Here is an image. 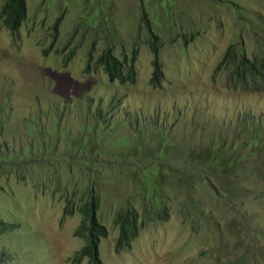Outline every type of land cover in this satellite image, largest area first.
Listing matches in <instances>:
<instances>
[{"label":"rangeland","instance_id":"rangeland-1","mask_svg":"<svg viewBox=\"0 0 264 264\" xmlns=\"http://www.w3.org/2000/svg\"><path fill=\"white\" fill-rule=\"evenodd\" d=\"M100 1L107 6L110 3L108 6L110 16L116 18L115 29L112 30L113 53L116 55V59H124L127 57L125 54H130L134 64V78L136 77L137 82L130 90L124 91L123 89L119 90L121 88L119 81L113 80L108 89H102L97 95L89 96L85 94L86 88L100 79V69L87 76L83 85H76L71 74H62L63 63L59 64V75L63 77L64 92L58 94L69 100L74 97L73 102L69 104L78 109L84 121H88L89 118L93 121L84 128L83 134L77 138H75V134L53 133L49 135L47 142L42 146L45 152L44 156H39L26 163L19 174L0 176V183H2L0 185V217L5 223L15 226L13 230L0 237V252L7 256L5 264H73V260H77V264H80L85 254L93 253V250H90L84 254V246H87L89 241L74 237V232L82 223L81 218L78 215L69 216L70 212L67 217H64V212L67 206H74L69 197H72L74 193L79 194L81 170L88 168L86 164L91 162L86 157L84 150H92L99 145L107 146V150H109L108 145L111 143L106 142L105 139L109 138L111 132L118 135L117 142L114 143H119L124 138L121 128L119 129L117 126L99 127L95 112L98 107L108 106L114 98L115 92L123 93L125 97L122 108L135 109L137 106L147 107L149 105L150 109L144 114V117L149 120L153 116L159 120L160 114V117L172 126L183 120L188 126H191L193 121L198 125L205 123L212 130L222 126L219 132L224 136L223 139L237 137L236 129L240 126V116H247L248 121L253 122L257 119L258 112L261 115V111L264 110L263 92L246 94L223 90V83L216 80L213 82L216 86L215 90L210 87L212 67L198 71L191 65V61L197 56L195 50L206 47L209 48L207 58L216 63L218 68L219 59L223 57L229 45L243 40V36L246 38L247 46L251 48L264 45V0H253V2L251 0ZM51 2L53 4L48 5L44 15L36 16L35 24L30 20L26 21L36 31L34 34L10 33L0 23V113L2 107L11 112L3 118L0 128H4L7 124H13L15 119L17 121L15 128L18 133L14 132L13 138H17L22 132L18 126L19 118L24 116L32 105V97H29L31 94L30 83L35 84L34 74L38 72L34 68L26 67L29 64L30 55L28 53H31L36 46L35 39L52 36L53 32L50 26L53 25V19L60 13L58 7L61 6L62 9H65V6L60 5L58 1L51 0ZM5 3L6 0H0V12ZM39 3L48 4L46 0H27L28 16L34 14ZM81 3L84 4V0H81ZM86 3L89 4L90 1ZM80 6L70 7L72 10L69 15H75L77 7ZM92 10V6L83 8L84 14H88ZM141 14H147V16L144 17ZM153 18L157 21L156 25L149 24L153 31L157 32V38L161 39L158 41L159 48L156 54L151 50V44L146 43L149 32L146 22H150ZM243 19L255 21L253 26L259 30L252 26L242 35L241 30L244 29L239 21H243ZM184 33L187 36L189 33L197 35L187 52L178 47ZM148 37L151 40L149 35ZM209 43H213L215 47L211 49ZM20 44H23L25 48L15 55L12 54L10 49L15 51ZM56 49L50 46L41 52L47 50L51 52ZM39 58L43 59L46 66L47 60L42 57V54ZM154 61H160L163 65L166 79L161 90H159V85L150 89L152 88ZM37 65H39V61H37ZM38 73L42 78L44 71ZM18 82L23 83L20 91ZM141 84H143L142 88L139 87ZM197 90L203 91L204 101L195 96ZM150 93L153 95L151 100L149 99ZM193 96L195 97L191 98ZM175 101H178L177 105L174 104ZM132 116V114L120 112L114 114L117 119H127ZM145 131L150 134L147 139L141 141V145L137 146L138 151L132 157L133 159L151 161L155 156L159 157V154L155 153L157 145L154 137L157 135V128H151L149 125ZM208 137L211 142L218 143L220 141L219 138H215L218 137L215 131L211 132ZM37 139L39 137L36 134L34 141ZM2 140L3 138L0 136V141ZM194 144L198 145L196 142ZM54 147H57L58 151H53ZM80 150L83 152L78 153ZM258 150L260 151V148ZM110 152L119 154L115 149ZM261 152L253 156L256 162L255 168L260 174L264 168V149H261ZM64 153L66 156L74 154L76 162L73 163L83 164L82 167H74L73 179L76 180V183L67 182L71 179L68 167L72 162L64 160ZM45 157L47 158L46 163L43 161ZM116 158L124 163L129 157L125 155ZM156 161L158 162L159 159ZM148 167L150 165L146 163L140 169L148 171ZM121 175L104 177L106 180L122 182L121 188L123 189H116L113 185H104L99 200L105 209L109 210L111 207H115L117 211L125 209L133 202L137 205V217L146 219L148 226L146 231L141 229L139 240L135 242L129 254L111 255L107 249V244L110 241H103L101 253L104 264H166L164 263L166 255L161 249L170 248L173 242L182 245L184 253L177 264H184L185 258L194 259L196 255L201 256L197 250L192 251L191 243H189L193 241V227L189 222L207 224V226H202L199 232L203 238H213L210 239V243L214 241L216 244L221 243L225 237L229 240L227 229H236L227 223L219 225V220L223 219L219 214L206 213L198 220L190 215H185L179 199L175 197L163 201V205L158 204L156 207L151 203L142 205L140 203L145 192L143 185L145 186L147 181L146 177L150 178L151 174L145 173L141 175V178L136 177L131 181L126 173ZM225 181L224 178L223 183ZM152 186L153 184L150 183V187L147 188L151 189ZM220 190L226 193L221 185ZM146 194L149 197V194ZM260 194L264 196V186L263 190H260ZM250 200L246 201V208L241 211L246 213L242 220L246 231L241 234L236 230L229 233L235 235L239 240L247 236L246 252L243 251L247 256L246 259H256L254 264H264V258L258 257L261 254L260 245L264 244V239L260 242L261 244L256 245L260 233L264 232V204L250 202ZM133 213L129 212L128 214L133 215ZM115 223V214L108 215L107 220L102 221V224L112 231V240L117 238L114 234ZM133 224L138 226L139 221ZM217 237L219 238L216 240ZM158 241L160 243L156 252H151L149 243L157 246L156 242ZM226 247L229 249V255L224 253L225 247L222 245H215L212 253L220 252L226 259L238 260L240 254L233 255L239 252V248L234 246L231 250L228 243ZM169 259L172 257L170 256Z\"/></svg>","mask_w":264,"mask_h":264},{"label":"flooded vegetation","instance_id":"flooded-vegetation-1","mask_svg":"<svg viewBox=\"0 0 264 264\" xmlns=\"http://www.w3.org/2000/svg\"><path fill=\"white\" fill-rule=\"evenodd\" d=\"M55 1H58L60 5L65 6V9H62L61 6H57L58 11L60 13L56 18L53 19V25L50 26V29L53 32L52 36L39 37L35 39L37 41V44L33 48V51H31V53H28L30 55L29 64H27L26 67L28 69L34 68V70H38V72L44 71V75L42 78L40 77L38 72L34 74L33 81L35 84L30 83L31 97L34 98L36 105L41 106L43 100H51L53 97H63L62 95L58 94H63L64 92L62 86L63 77L59 75V64L61 63H63L61 69L62 74H71L72 80L76 82V85H83L86 82L87 76H89L93 71L100 69V79L96 83H93L86 88L85 94H88L89 96L97 95L102 89H108L111 86V81L113 80L119 81V86H121L119 90H130L133 84L137 82L136 77L134 78V64L131 61L130 54H125V56L127 57H125L124 59H116V57H114L116 55H114L113 53L112 30L115 29L116 18L110 16V12L108 9L110 3L107 6L100 0H84L83 4L81 3V0H77L79 2V5L81 6L77 7L76 14L71 16L69 15V12L70 10H72L71 8H73L74 0ZM88 1H90L89 4L86 3ZM46 2H48V4H37V9L35 10L36 12L32 16H28V18L22 23L19 29L14 31L8 30V32H22L23 34L36 33L34 28L30 24L26 23V21L30 20V22L35 24L36 16L44 15L46 9L48 8V5L53 4L51 0H46ZM89 6H92L93 10L88 14H84L83 8ZM100 6L107 8V13L104 15L93 14L95 12V7L97 8ZM142 16L145 17L147 16V14ZM154 22H157L156 20H154V18L153 20H150V22H146L148 25L147 29L149 30V32L147 33L146 43L151 44V50L154 52V54H156L159 48L157 44L158 41H161V39L157 38V40H153L151 38L150 42L148 37V35L151 37L152 34L156 36L158 35L156 31H153L151 24H149L152 23L156 25ZM241 34L243 35V30H241ZM199 36H201V34H199ZM196 38L197 35L194 33H189V36L184 33L181 36V43L178 44L179 49H183L187 52L189 50V46L194 43ZM243 40H241V42H243ZM50 46H53L57 49L51 52H49V50H47L46 52H41L42 50H45L47 47ZM209 46L211 49L215 47L213 43H209ZM24 48L25 47L23 46V44H20L18 45L15 51H12V49L10 50L12 54L15 55L18 51H21ZM208 51L209 48L206 47L203 49L195 50L197 56L191 61V65L194 67V69L198 71H202L205 68L212 67V73L210 75V87L216 90V86L213 84V82L216 80L223 83V90H230L231 92H233L234 90L230 88L229 78L223 72V57L219 59L217 68V64L213 63L212 61H209V59L207 58ZM132 53L135 54L136 52ZM40 54H42V57L47 60L46 66L44 64L43 59L39 58ZM202 55H204V57H202ZM37 61H39V65H37ZM160 71L162 75L161 78L158 77V73ZM152 75V88L150 89L156 88L157 85H159V90H161L166 78L163 71V65L160 63V61H154V65L152 66ZM18 83L20 84V91V88H22L23 83ZM142 86L143 84H141L139 87L142 88ZM203 94V91L197 90L195 96H198L202 99V101H204L205 98L203 97ZM149 95V99L151 100L153 98V95L151 93ZM195 96L191 98H194ZM124 99L125 97L123 96V93L119 94L117 91L114 93V98L110 101L108 106L97 108V122L99 127L111 128L117 126V128H121V132L125 135L124 144L120 142L114 143L117 142L118 135L114 132L110 133L109 138L105 139L106 142L111 143V145H108L109 150H107V146L102 145L108 151V154L114 155V153L110 152V150L114 149L119 153L123 152L125 149L129 150L126 153L129 158H127L124 163H121V160L115 157L114 159L109 160L110 165L104 164L100 161H98V163L89 162L86 164L89 171L94 172L98 169L97 180L99 182V197L102 195V188L104 185H113L115 186V188L116 186L122 187V182H117L115 180H106L104 179L105 176L115 177L117 174L119 176H122V173H126L127 177L131 181L134 180V178L136 177L141 178V175L145 173L150 174L151 172L150 178L146 177L147 180H154L155 178L162 176L167 177L164 179H168L171 175H174L176 177L173 180L175 182H180V176L178 173L179 165L176 162V160L179 158H174L175 151L181 150V146L177 143V141L183 140L185 144L192 141V145L186 146V148L194 150L195 147H198L200 142L205 143V141H209V144H217V142H211L208 137V135H210V133L213 131L218 134V137L215 138H219L220 141H224L227 138L226 137L225 139H223L224 136L219 132L222 126H218L214 130H212V128H208L207 124L202 123L198 125L195 121L191 122V126H188L184 120L182 122L179 121L175 124V126H172L169 122L160 117V114L159 120L154 116L151 118V120H149L144 117V114L150 109L149 105H147V107L143 105L137 106L135 109L122 108ZM73 100L74 97L71 100L66 98V103H72ZM177 103L178 101L174 102V104L176 105ZM157 108L159 109V107ZM7 112L11 114L10 111ZM116 112L132 114L133 116L127 119H117L116 117H114V114H116ZM48 114L53 117H58L61 114V125L52 130V133L58 134L59 132H61L63 134H75V138L82 135L84 128L88 127L89 124H91V122L93 121H89L86 126H74L73 123L63 112L56 113L53 112L52 109H50L48 111ZM260 118L261 115L258 112L257 119L252 123L256 124L259 127ZM149 125L151 126V128H157V135L154 137L157 145L155 153L159 154V157L155 156L154 160L151 161H145L143 159H133L132 155L134 154L133 151L136 146L141 145V141L143 139H147V136L150 134L149 132L145 131V129H148ZM174 130H177L181 133L179 138L176 135L172 134ZM238 131L239 127L236 129V133H238ZM176 138H178V140H176ZM194 142H196L198 145H195ZM177 145L179 146L175 148L174 146ZM71 156L72 157L69 159V161L72 162L69 165L71 172L69 177H71V179L67 181L70 184L76 183V180L73 179L75 174L74 167L83 166V164L81 163L78 165L76 163H73L74 161L76 162V158H74V154H71ZM67 157L69 158L70 155H68ZM157 159H159L158 162L156 161ZM146 163L150 165V167L147 168L148 171H146L145 169H140ZM21 170L22 169H20L19 172H21ZM81 171L82 174L79 181V194L74 193L72 197H69L70 200L73 202L74 206L69 205L65 208L64 217L68 216V212H70L69 216L78 215L82 221L78 229L85 226V224L94 223L95 227L93 229H90V232L93 236L97 237L100 242L98 243L97 247L101 261V247L104 244L103 241H110L107 244V249L111 255L129 254L130 250L133 249L135 242L139 240L141 229H143L144 231L147 230V220L144 218H139L137 217V214L133 213V215L130 216L131 221L129 223L131 224L139 221V225L137 226V224H132L129 230L126 227L127 225H123L119 220L114 225V234L117 237L115 240H112L113 233H107L108 235L104 236L101 235L102 232H95L94 229L99 227V224H102V221L107 220L108 215L115 214L116 219V214L118 211L115 207H111L109 210L105 209V206L102 205L101 201L97 196V191L95 190L93 191V193L91 191L92 186L90 184V175H83L84 169H82ZM19 172L16 174H19ZM93 177H95V174L93 175ZM143 188L145 190L144 185ZM108 203H110V200H108ZM132 204L133 202H131L129 207L127 208L128 212L131 210ZM102 225L104 228H107L106 225ZM80 239L84 238L80 237L79 240ZM91 242L94 243L93 240H91L90 243ZM90 243L87 246H84L85 252H89L90 250H92ZM156 243L157 246L149 243L151 252H156L160 241ZM114 250H116V252H113ZM161 251L163 252V254L166 255V258L164 260V263L166 264H177L179 258H181L184 253L182 245L177 244L176 242H173L170 248L166 250L161 249ZM197 251L200 252L201 256L196 255L194 259L185 258L183 260V263L242 264L244 262V259L241 256L238 258V260H230L229 258H224L222 255L213 254L212 250H210V252H208V255L206 256L202 255V253L204 252V248L197 249ZM170 256L172 257V259H169ZM159 259L161 260V257H159ZM86 262L88 264H98L97 256L94 255V253L85 254L82 257V261L80 264H85ZM73 264H77V260H73ZM102 264H104L103 261Z\"/></svg>","mask_w":264,"mask_h":264},{"label":"trees","instance_id":"trees-1","mask_svg":"<svg viewBox=\"0 0 264 264\" xmlns=\"http://www.w3.org/2000/svg\"><path fill=\"white\" fill-rule=\"evenodd\" d=\"M253 2V0H251ZM142 4V3H141ZM79 5L77 0H74L73 8ZM143 5V4H142ZM141 5V6H142ZM36 11H34L35 13ZM107 13V8L102 6L95 7L93 14L104 15ZM28 18L27 0H6L4 7L0 12V23L4 25L6 30H17L21 27L22 23ZM246 23L243 24L242 22ZM239 21L244 31L251 29L255 21L252 19H243ZM156 24V22H154ZM254 27V26H253ZM255 28V27H254ZM256 29V28H255ZM263 29V28H262ZM259 30V29H256ZM151 38L157 40V36L152 34ZM243 42L238 41L231 43L223 55V72L229 78L230 88L234 91L243 92L246 94L264 93V45L257 48H251L247 46L245 36H243ZM151 42V40H150ZM115 57V56H114ZM158 77L161 78V71L158 73ZM31 94L29 95V97ZM31 107L28 109L24 116H21L18 126L21 128V134L17 138H13L16 130L17 121L14 119L13 124H7L4 128H0V136L3 138L0 141V176L4 177L9 174H16L20 169L25 167V164L31 162L39 156H44V150L42 146L47 142V137L52 133L56 127L61 125L60 115L53 117L48 114L50 109L56 113H62L63 97H53L51 100H43L41 106L36 105L34 98H32ZM232 109V108H231ZM230 109V110H231ZM97 116V109L95 110ZM80 113V112H75ZM8 113L2 107L0 113V124L3 123V118L8 116ZM240 126L235 139L227 137L224 141H219L217 144H209V141L200 142L198 149H188L186 146H191L192 141L185 144L183 140L177 141L181 146V150L175 151V159L179 165L180 182H175L173 179L176 177L171 175L170 178L165 176L155 178L154 180H147L145 183V192L142 205H148L151 203L153 206L158 204L163 205V201L173 199H179L185 215H190L194 219H201L206 213L219 214L223 219L219 220V225L228 224L236 229H227V231H235L237 233H243L246 231L242 220L245 218L246 213H242V210L246 208V201L251 199L250 202H257L264 204V196L260 194V190H263L264 186V168L261 174L257 172L256 162L253 158L257 153H262L261 149H264V110L261 111L260 125L259 127L248 121L247 116H240ZM89 122L82 123L86 126ZM159 128V127H158ZM165 131V130H163ZM59 132L58 134H60ZM38 135L39 139L34 141V136ZM178 138L181 133L174 130L172 133ZM124 135V134H123ZM176 138V140H178ZM124 139L120 143L124 144ZM138 146V145H137ZM137 146L134 149V153L137 150ZM179 145L174 146L177 148ZM60 147V146H59ZM186 148V149H185ZM260 148V151L258 150ZM53 151H58L57 147L52 148ZM129 150H124L118 155H109L108 151L102 146H95L92 150H84L86 157L93 163L98 161L110 165L109 160L114 159L117 156L124 157ZM83 152L80 150L79 153ZM64 160L69 161L72 157L68 158L66 154H63ZM44 163L47 162V158L43 159ZM48 165V164H46ZM236 168V169H235ZM70 169V166H69ZM84 174L90 175V184L92 186L91 191H97L99 198V182L97 180L98 169L96 171H89L88 168H84ZM95 174V177L93 175ZM151 174V172H150ZM226 181L223 183V179ZM150 183L153 184L151 189ZM2 183H0L1 185ZM108 184V183H106ZM121 185V184H118ZM220 185L226 190V193L221 192ZM117 189H123L116 186ZM149 194V197L147 194ZM211 196V198H209ZM139 205V204H138ZM121 209L116 214V222L120 220L123 225H127L129 230L133 223H129L131 218L128 213L136 211V204H132L131 210L128 212L127 208ZM128 214V215H127ZM218 216V215H217ZM136 217V216H134ZM138 221V220H137ZM193 227V241L191 243L192 249L197 250L204 248L202 255H208L210 250H213L215 245H222L225 247L224 253L229 255V249L226 244H230V248L235 246L239 248V252L234 256L240 254L243 257L244 262L242 264H254L256 259H246L245 256V244L247 243V236L241 240L235 235L227 232L229 240L222 239L221 243H210V239L203 238L199 232L202 226L207 224H199L197 222H189ZM94 229L95 232H102L101 235L107 236V233H112L109 228H104L102 224ZM214 225V224H213ZM95 227L94 223L85 224L82 228L78 229L74 233L75 238H84L87 241L93 240L90 243L94 255L97 256V263L102 264L100 254L98 251L99 240L93 236L90 229ZM15 228L14 225L5 223L0 217V237H3L6 232H9ZM264 229V228H263ZM259 239L256 242H260L264 239V232H261ZM219 237L216 238V240ZM237 240H239L237 242ZM184 243L186 241H183ZM237 243V244H236ZM234 245V246H233ZM261 254L258 256L264 258V244L260 245ZM245 252L243 253V251ZM86 252H84L85 254ZM214 254L222 255L220 252ZM239 256V257H240ZM7 256L5 253L0 252V264H5ZM18 261V259H17ZM196 261V260H195Z\"/></svg>","mask_w":264,"mask_h":264},{"label":"clouds","instance_id":"clouds-1","mask_svg":"<svg viewBox=\"0 0 264 264\" xmlns=\"http://www.w3.org/2000/svg\"><path fill=\"white\" fill-rule=\"evenodd\" d=\"M77 111L78 109L72 107L69 103H66V98L63 97L62 112L68 117V119L73 123L74 126H78L81 125L82 123L91 121L90 118L88 121H84L81 118L80 113H75Z\"/></svg>","mask_w":264,"mask_h":264}]
</instances>
